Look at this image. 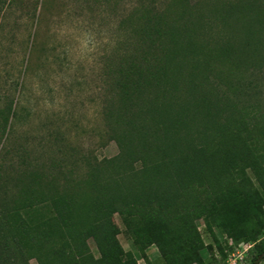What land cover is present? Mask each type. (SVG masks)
I'll return each mask as SVG.
<instances>
[{
	"label": "trees",
	"instance_id": "1",
	"mask_svg": "<svg viewBox=\"0 0 264 264\" xmlns=\"http://www.w3.org/2000/svg\"><path fill=\"white\" fill-rule=\"evenodd\" d=\"M131 18L138 52L107 104L118 153L49 198V217L8 216L6 237L37 264H137L121 233L145 264L152 246L163 264H223L220 234L228 250L252 244L241 264H264V112L236 100L240 76L264 69V0H171Z\"/></svg>",
	"mask_w": 264,
	"mask_h": 264
},
{
	"label": "rangeland",
	"instance_id": "2",
	"mask_svg": "<svg viewBox=\"0 0 264 264\" xmlns=\"http://www.w3.org/2000/svg\"><path fill=\"white\" fill-rule=\"evenodd\" d=\"M201 1L188 3L195 7ZM170 4L0 0V264L6 256L15 264H37L25 260L19 245L6 237L8 216L20 214L30 222L31 214L40 210L49 217V198L83 178L88 163L118 153L109 136L107 104L116 97L113 84L119 66L138 52L131 17L141 9L162 13ZM239 85L236 100L264 112V69L244 72ZM31 203L35 207L29 208ZM114 223L122 232L117 215ZM196 224L204 243L211 244L203 222ZM217 236L227 264L243 263L247 246L232 256L226 238ZM118 239L125 251L134 253L137 264H145L123 233ZM87 243L98 256L93 241ZM147 256L152 264H163L154 246ZM204 256L209 257L208 251Z\"/></svg>",
	"mask_w": 264,
	"mask_h": 264
},
{
	"label": "built area",
	"instance_id": "3",
	"mask_svg": "<svg viewBox=\"0 0 264 264\" xmlns=\"http://www.w3.org/2000/svg\"><path fill=\"white\" fill-rule=\"evenodd\" d=\"M244 246H247V248H248L247 251H248V250L250 249V247L252 246V244H244V243H243V244H240V245H238V246L234 249V251L236 252V250H237L238 248H241V247H244ZM234 251L231 253L232 256H233L234 253H235ZM242 260H243V259H242ZM227 261H228V260H226V262L223 263V264H227ZM233 264H235V263H233Z\"/></svg>",
	"mask_w": 264,
	"mask_h": 264
},
{
	"label": "crops",
	"instance_id": "4",
	"mask_svg": "<svg viewBox=\"0 0 264 264\" xmlns=\"http://www.w3.org/2000/svg\"><path fill=\"white\" fill-rule=\"evenodd\" d=\"M146 253H147V251H146Z\"/></svg>",
	"mask_w": 264,
	"mask_h": 264
}]
</instances>
